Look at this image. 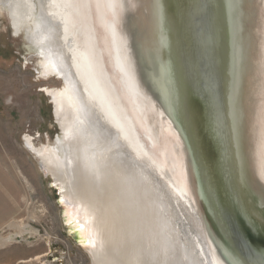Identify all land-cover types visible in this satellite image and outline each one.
Listing matches in <instances>:
<instances>
[{
	"label": "water",
	"instance_id": "95a60500",
	"mask_svg": "<svg viewBox=\"0 0 264 264\" xmlns=\"http://www.w3.org/2000/svg\"><path fill=\"white\" fill-rule=\"evenodd\" d=\"M113 10L125 90L158 126L144 135L148 154L169 176L170 157L209 252L264 264V0H117Z\"/></svg>",
	"mask_w": 264,
	"mask_h": 264
},
{
	"label": "bare ground",
	"instance_id": "6f19581e",
	"mask_svg": "<svg viewBox=\"0 0 264 264\" xmlns=\"http://www.w3.org/2000/svg\"><path fill=\"white\" fill-rule=\"evenodd\" d=\"M116 2L0 0L12 31L40 58V74L64 82L42 87L61 135L43 144L26 135V145L53 177L67 232L92 264H230L209 252L201 216L170 157L162 161L169 176L147 152L144 135L158 126L117 69ZM165 125L174 136L168 122L160 130ZM18 236L0 233V246Z\"/></svg>",
	"mask_w": 264,
	"mask_h": 264
},
{
	"label": "rangeland",
	"instance_id": "374dc122",
	"mask_svg": "<svg viewBox=\"0 0 264 264\" xmlns=\"http://www.w3.org/2000/svg\"><path fill=\"white\" fill-rule=\"evenodd\" d=\"M12 30L7 11L0 9V233L19 235L0 246V264H92L67 232L53 177L25 140L31 135L43 144L61 135L51 97L42 87H64V82L56 76L45 79L40 58L23 33ZM25 225L29 233L23 234Z\"/></svg>",
	"mask_w": 264,
	"mask_h": 264
}]
</instances>
